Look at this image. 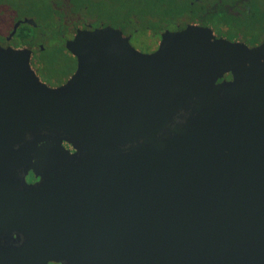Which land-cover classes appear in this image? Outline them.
Wrapping results in <instances>:
<instances>
[{"label":"water","instance_id":"water-1","mask_svg":"<svg viewBox=\"0 0 264 264\" xmlns=\"http://www.w3.org/2000/svg\"><path fill=\"white\" fill-rule=\"evenodd\" d=\"M66 47L50 87L0 46V264H264V44L189 24L150 54L111 26Z\"/></svg>","mask_w":264,"mask_h":264},{"label":"flooded vegetation","instance_id":"flooded-vegetation-1","mask_svg":"<svg viewBox=\"0 0 264 264\" xmlns=\"http://www.w3.org/2000/svg\"><path fill=\"white\" fill-rule=\"evenodd\" d=\"M177 1L0 0V25L11 22L7 29L0 30V46L28 50L30 65L39 79L50 87H57L76 70L77 59L67 49L66 41L79 29L111 26L121 30L134 48L146 54L157 50L164 31H177L189 24L209 28L216 38L240 41L248 46L264 44V0H185L188 7L181 19L174 6ZM17 21L20 23L11 34ZM138 24L144 30L142 33L136 27ZM140 36L144 37L139 39L144 48L133 45L134 38ZM45 42L51 50L68 57L71 63L68 69L55 68L52 61L38 57L40 52L47 51ZM224 77L230 79L231 75L226 73ZM63 144L74 152L69 143ZM25 180L35 184L39 177L29 170Z\"/></svg>","mask_w":264,"mask_h":264},{"label":"rangeland","instance_id":"rangeland-1","mask_svg":"<svg viewBox=\"0 0 264 264\" xmlns=\"http://www.w3.org/2000/svg\"><path fill=\"white\" fill-rule=\"evenodd\" d=\"M1 11V9H0ZM11 16H13L12 14H10ZM4 21H7L8 19L4 16ZM11 23V22H10ZM9 22H5L3 24V26L1 27L0 30L4 31L5 29H7V27H9ZM136 27L138 29H140V33H142L144 30H142V27L141 25H136ZM45 32H48L45 31ZM143 39L144 37L143 36H140V37H135L134 40H133V45L137 48H144L145 46L143 45V41H139V39ZM140 39V40H141ZM45 45L47 47V51L45 52H40L38 55V57L42 60H46V62L48 61H52L53 62V66L56 67H59V68H62L64 67L65 69H68V67L71 66V63L68 61V57L65 56L64 54H61V53H56V51H53L50 49V45L48 42H45Z\"/></svg>","mask_w":264,"mask_h":264},{"label":"trees","instance_id":"trees-1","mask_svg":"<svg viewBox=\"0 0 264 264\" xmlns=\"http://www.w3.org/2000/svg\"><path fill=\"white\" fill-rule=\"evenodd\" d=\"M174 6H177L178 9V13H179V18L181 19V17L183 16V13L186 11L187 7H188V3L185 0H178L177 3L174 4ZM166 10V9H164ZM2 25H0L1 28Z\"/></svg>","mask_w":264,"mask_h":264}]
</instances>
